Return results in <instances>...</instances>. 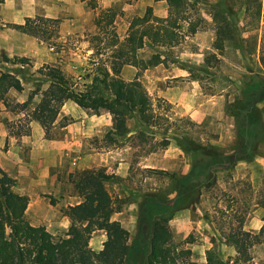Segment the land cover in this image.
Segmentation results:
<instances>
[{"label": "rangeland", "instance_id": "rangeland-1", "mask_svg": "<svg viewBox=\"0 0 264 264\" xmlns=\"http://www.w3.org/2000/svg\"><path fill=\"white\" fill-rule=\"evenodd\" d=\"M79 1L0 0V71L16 74L23 85L20 91L9 89L6 104L0 101V123L7 128L8 125L12 130L25 128L27 107L24 102L27 101V106L34 105L40 95L34 94L30 99L29 94L37 86L43 88L48 83L40 71L44 65H58L73 86L83 89L99 63L109 64L112 49L126 39L133 19L145 15L148 7L152 16L175 18L169 16L166 0H92L94 7L87 3L91 0ZM104 9L114 12L113 20L107 22L102 18V25L98 27L94 17ZM187 12L189 19L197 24L194 32L188 31V21L177 20L175 29L179 31V41L176 44L157 45L145 39L135 56L146 59L158 53L162 59L158 64L164 70L170 74L180 73L169 80L187 90L194 118L187 114L177 116L171 103L151 96L158 122L137 126L135 134L114 135V142L105 137L110 129L108 125L101 136H94L90 141L99 151L107 144L132 146L128 169L114 174L105 186L121 205V212L116 215L129 231V243L134 246L144 197L156 193L165 203H172L176 197L174 176L187 173L193 161L205 157L199 153L200 149L195 154L183 151L176 138L229 153L237 141V120L247 127L244 134L249 139L255 134L257 119L251 108L236 115L237 108L244 107L242 102L252 101L262 128L255 153L232 165L220 164L214 170V181L200 188L196 201L175 209L168 225L177 249L211 242L209 249L220 251L219 254L228 259L234 258L231 264L246 262L252 256L264 259L261 244L264 234L259 232L264 217V63L261 61L264 0H187ZM26 17L32 18L39 35L12 27ZM216 40L221 41V46H215ZM129 65L136 68L142 81L145 69ZM85 111L94 113L89 109ZM98 113L108 118V111L101 109ZM136 116V113L130 116L134 117V124H138ZM62 120L58 115L55 124ZM78 170L74 167L68 172L70 184L61 191L45 195V204H39L38 211L28 209L26 217L31 223L43 224L50 231L47 225L59 220L60 224L51 233L64 234L70 222L64 209L78 199L72 183ZM155 214H159L158 210L152 209L149 213L150 216ZM239 228L251 233L241 253L225 240L231 231ZM104 239L105 232L95 229L89 246L97 250ZM192 252L198 255L202 251L199 247L190 249L187 260ZM228 259L225 264H229Z\"/></svg>", "mask_w": 264, "mask_h": 264}, {"label": "trees", "instance_id": "trees-1", "mask_svg": "<svg viewBox=\"0 0 264 264\" xmlns=\"http://www.w3.org/2000/svg\"><path fill=\"white\" fill-rule=\"evenodd\" d=\"M166 2L175 18L152 16L148 7L145 15L133 19L126 39L112 49L109 64L99 63L90 82L83 89L73 86V82L58 65H44L40 71L48 83L43 88L37 86L29 94L30 99L34 94L40 95L34 105L27 106V101L24 102L27 107L25 128L12 130L8 125L9 132L27 134L29 122L35 120L47 135L62 104L67 100L94 113L101 109L108 111L112 115V127L105 133V137L113 142L114 135H124L128 132L126 119L135 113L144 125L158 122L152 98L138 73L128 80L120 75V69L127 63L144 69L161 62L158 53H152L146 59H138L135 56L136 50L142 47L145 39L157 45L176 44L179 41V31L175 29L177 20L188 21L190 33L196 30V22L189 19L187 0ZM87 3L90 7L96 5L92 0ZM110 10H101L94 17L95 25L100 27L102 18L111 22L114 12ZM12 27L39 35L37 25L30 17H26L22 23H14ZM233 31L231 28L232 34ZM215 42V46H221L220 40ZM261 61L264 63L262 55ZM22 88L21 80L16 74L0 71L2 103H7L6 94L9 89L20 91ZM242 103L244 107H238L236 115L240 116L243 109L250 107L257 119L255 128L252 126L255 134L249 139L244 134L247 127L237 120V141L231 152L222 153L211 146L205 147L197 142L175 137L183 151H192L191 153L195 154L200 149L199 153L205 157L193 161L187 173L181 176L173 175L176 197L172 203H165L164 198L156 193H148L144 197L138 217L135 248L129 243V231L119 220L112 218V214L119 211L121 205L105 186L114 174L106 172L103 167L83 168L75 173L72 183L80 200L64 209L70 222L64 234L59 235L52 234L43 224H32L27 219L25 209L28 196L13 190L15 179L0 166V264H185L190 249H177L168 219L175 209L186 207L198 199L200 188L214 181V170L220 164L232 165L237 160L248 158L255 153L262 133L260 118L252 101ZM167 104L169 105L168 102ZM62 118L61 124L71 120V117ZM139 135L144 136L142 132ZM152 209L158 210L159 214L150 216ZM95 229L105 232L102 247L97 250L89 246V238ZM259 232L264 234V217ZM250 236V231L239 228L231 231L225 240L233 243L235 250L241 253L246 249L245 240ZM219 252L209 249L206 252L207 264H225L218 258Z\"/></svg>", "mask_w": 264, "mask_h": 264}, {"label": "crops", "instance_id": "crops-1", "mask_svg": "<svg viewBox=\"0 0 264 264\" xmlns=\"http://www.w3.org/2000/svg\"><path fill=\"white\" fill-rule=\"evenodd\" d=\"M78 2L81 1L78 0ZM168 12L169 16H172L169 7ZM144 69L142 81L149 95L154 96L153 99L167 100L172 104L171 109L177 116L187 114L194 118L191 109L193 106L188 100L187 90L181 89L179 84H174L171 79L169 80L180 73L170 74L158 63L151 68L149 66ZM135 74L136 68L129 64H124L120 69V75L124 79H132ZM58 115L59 118L66 115L71 117V120L65 124H55V121L47 135L35 120L29 122L27 134L9 132L6 124L0 123V166L15 179L13 190L28 196L25 213L29 208L38 211V205L45 204L46 194H56L68 183L70 184L67 175L74 167L83 169L99 166L108 173L117 174L119 171H126L130 165L128 159L129 149L132 147L130 144L105 145L99 151L90 141L94 136H101L105 127L112 126L110 113H108V118L102 113L88 114L75 102L67 100L62 104ZM133 118L126 119L127 135L137 133V126L140 128L145 126L138 116H136L138 124H134ZM142 166L150 165L143 164ZM70 186L72 187V184ZM77 197L78 199L70 204L77 203L80 196L77 194ZM49 206L52 205L49 204ZM120 212V210L114 212L112 218L119 220L116 214ZM120 223L122 224L121 221ZM58 224H60L59 220H53L47 228L53 232V228ZM122 226L125 227L123 224ZM261 244L264 246V240ZM211 245V242H203L200 245L189 246L188 248L192 251L199 247L202 252L198 255L192 252L185 264H207L206 252ZM217 255L226 263L228 258L225 255L222 253ZM233 260L234 258H229L228 263H233ZM234 264H264V259L252 256L246 262Z\"/></svg>", "mask_w": 264, "mask_h": 264}]
</instances>
